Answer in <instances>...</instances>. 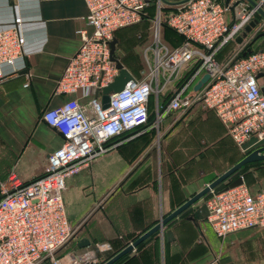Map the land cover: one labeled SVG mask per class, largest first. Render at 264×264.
<instances>
[{"label":"crops","instance_id":"obj_1","mask_svg":"<svg viewBox=\"0 0 264 264\" xmlns=\"http://www.w3.org/2000/svg\"><path fill=\"white\" fill-rule=\"evenodd\" d=\"M162 5L165 13L175 7ZM87 15L83 0H0V31L18 17L25 39L23 57L2 67L8 76L0 81V183L12 170L24 182L40 177L48 156L61 147V136L40 116L72 98L54 91L80 47L79 31H91ZM255 20L257 25L237 37L248 39L254 51L264 49V30H257L264 21ZM145 22L114 33V56L136 79L144 78L152 67L150 52L147 61L141 52L136 56V30ZM259 33L263 34L253 40ZM160 37L172 48L182 41L168 39L162 31ZM237 38L218 52V61L226 59ZM191 68V63L183 66L165 84L161 76L152 80L158 93L149 99V114L156 103L167 102ZM257 83L264 94V73L257 76ZM139 131L128 140L120 138L114 150L67 178L63 203L69 224L77 230L62 254H80L101 245L105 250L96 255L106 262L253 150L252 140L237 148L215 114L196 106L181 115L172 112L156 128L150 122ZM243 166L246 171L240 175L236 171L218 188L240 178L250 194L264 190V160ZM208 196L114 264H205L214 256L220 264H264V229L217 238L206 223Z\"/></svg>","mask_w":264,"mask_h":264},{"label":"built area","instance_id":"obj_2","mask_svg":"<svg viewBox=\"0 0 264 264\" xmlns=\"http://www.w3.org/2000/svg\"><path fill=\"white\" fill-rule=\"evenodd\" d=\"M83 1L91 31H79L80 47L68 60L54 91L72 98L40 116L61 136L62 145L48 156L40 177L24 182L12 170L0 183V264H98L96 252L105 250L101 245L80 254H62L77 230L69 224L63 203L66 180L114 150L120 138L140 134L139 129L150 122L156 128L172 112L181 115L193 106L212 111L237 148L249 140L253 150L264 147V95L257 83V76L264 73V49L237 58L248 43L241 38L225 60L216 59L253 21L255 8L243 0H187L162 21L159 14L153 21L146 11L151 0ZM256 4L261 8L264 0ZM140 21L153 24L154 47L142 52L145 61L150 52L152 67L142 79L130 76L120 91L108 95V105L102 108L101 90L118 75L109 44L116 31ZM162 25L181 37L177 47L160 40ZM20 26L21 19L15 17L0 31V81L8 76L2 67L23 57L25 39ZM189 63L192 71L164 105L155 104L149 122V99L158 93L152 80L161 76L165 84ZM203 75L206 82L198 90L191 88ZM208 195L206 223L217 238L264 229V190L250 194L241 184L210 190ZM205 264L220 263L214 256Z\"/></svg>","mask_w":264,"mask_h":264},{"label":"water","instance_id":"obj_3","mask_svg":"<svg viewBox=\"0 0 264 264\" xmlns=\"http://www.w3.org/2000/svg\"><path fill=\"white\" fill-rule=\"evenodd\" d=\"M161 3H164L168 5V7H174L177 6V4H182L186 2L187 0H183L181 3H167L164 0H159ZM245 1L250 7L255 8L256 14L264 21V11L254 2L251 0H243ZM255 25H257V21L253 20L251 21L246 27L245 30L249 31L251 28H253ZM237 43L240 42V39L237 38ZM114 45L115 41L112 40L109 44L110 47V60L114 62L115 68L118 70L117 77L113 80L112 83L107 85L101 90L100 95V103L102 108H106L108 105V95L111 93L118 92L122 89L124 84L131 78L128 72L121 66L119 62L116 61L114 58ZM207 80V76L203 75L196 86L194 87V90H198L202 84H204ZM264 95V94H263ZM96 96V93H95ZM264 152V147L256 149L248 153L245 157H243L240 161H238L235 165L230 167L227 171L222 173L219 177H217L215 180H213L211 183L206 185L201 191L193 195L190 199L185 201L181 206L176 208L174 211H172L169 215L164 217L163 219H160L158 223H156L153 227H151L149 230H147L145 233H143L141 236H139L137 239L132 241L129 245H127L124 249H122L120 252L115 254L113 257H111L109 260L104 262L103 264H114L116 261L124 257L126 254L133 251V249L141 243L143 240L147 239L148 237L154 235L155 233H158L159 231L164 228V226L170 222L172 219L176 218L182 211L192 206L196 201L201 199L204 195L208 194L210 190H214L217 188L222 182H224L226 179H228L231 175H233L236 171L240 169L241 166L248 164V163H254L258 161L264 160V155L261 154ZM238 185H241V179L236 178L231 183L226 185L222 190L231 189L233 187H236ZM166 235H169L167 232ZM87 246V245H86Z\"/></svg>","mask_w":264,"mask_h":264},{"label":"rangeland","instance_id":"obj_4","mask_svg":"<svg viewBox=\"0 0 264 264\" xmlns=\"http://www.w3.org/2000/svg\"><path fill=\"white\" fill-rule=\"evenodd\" d=\"M156 0H154V3H155V9L153 10V12L151 13V15L149 14L148 16H149V18L151 19V20H155L156 19V16L159 14V19H160V21H162L163 19H164V11H161L160 12V10L164 7L163 5H162V3L161 2H159V7H157V4H156ZM156 10V11H155ZM159 12V13H158ZM138 25V24H137ZM152 31H153V24H152V21H146L145 23H144V25H142V26H140V28H139V30H136V56L138 57V55H139V53L141 52H143V50L145 49V48H149V49H151L152 47H154V45H153V42H152V40H153V36H152ZM160 31H162V29L160 28ZM160 40H161V37H160ZM163 42V41H162ZM149 52V51H148ZM168 130H165V132L164 133H166ZM244 171H246V170H241V171H239L238 172V175H240L241 173H243ZM159 233H160V231H159ZM231 253H232V251H231ZM106 258H108V257H106ZM98 260H97V262H98V264H102L103 262H105V260L103 259H101V258H97Z\"/></svg>","mask_w":264,"mask_h":264},{"label":"trees","instance_id":"obj_5","mask_svg":"<svg viewBox=\"0 0 264 264\" xmlns=\"http://www.w3.org/2000/svg\"><path fill=\"white\" fill-rule=\"evenodd\" d=\"M154 10L155 9V3H154V0H151V2H150V5H149V7L147 8V10H148V12L150 11V10ZM146 10V11H147ZM147 12V15H149V13ZM160 12H161V10H160ZM167 15V13H165V15L164 16H166ZM149 17V16H148ZM259 18V16L257 15V14H255L254 15V17H253V19L255 20V19H258ZM161 29H162V32H163V35L166 37V38H170V37H177L178 39L180 38L178 35H176L173 31H171L169 28H167V27H165L164 25H162V27H161ZM263 33H259V34H257L255 37H254V39L253 40H256L259 36H261ZM180 41H181V39H179V43H180ZM252 42V41H251ZM178 43V44H179ZM252 52H254V50L253 49H251V43L249 42V43H247V45L241 50V52H239L238 53V55H237V58H241V57H244V56H246V55H248V54H250V53H252ZM192 71V69L187 73V75L185 76V78L188 76V74L190 73ZM152 118H153V113L151 114H149L148 115V121L150 122L151 120H152ZM244 167V166H243ZM243 167H241L238 171H241L242 170V168ZM238 171H237V173H238ZM213 191H215V192H218V191H220V188H215ZM139 246V244L136 246V247H138Z\"/></svg>","mask_w":264,"mask_h":264}]
</instances>
